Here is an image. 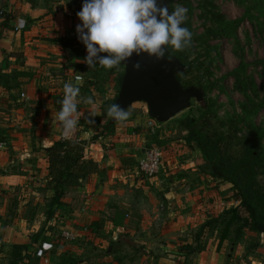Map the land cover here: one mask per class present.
Instances as JSON below:
<instances>
[{"label": "crops", "instance_id": "obj_1", "mask_svg": "<svg viewBox=\"0 0 264 264\" xmlns=\"http://www.w3.org/2000/svg\"><path fill=\"white\" fill-rule=\"evenodd\" d=\"M73 1L77 2L8 0L5 13L0 16V142L3 143L0 147V188L3 190L23 185L27 180L46 178L48 163L44 152L38 151L39 143L41 141L46 148L62 136L57 113L64 92L54 91L57 85V90H61L65 83L70 82L68 75L73 74L75 79L79 74L85 79L82 68L87 51L76 32L80 21L73 9ZM17 19L25 20V29H14ZM50 69L60 70L61 76L50 75ZM88 79L96 82L97 86L102 83L101 77L95 74ZM95 88L89 86L85 90L84 86L79 87L80 119L91 116L92 112L100 114L97 100L93 97L94 107L81 101L84 100V91L90 96L92 92L94 96ZM140 126L131 127L127 132L124 130L122 139L111 144L103 143L102 136L91 141L94 135L91 131L75 133L85 143L87 156L98 163L99 171L91 174L80 186L69 189L81 193L82 198L74 204L75 208H71L73 201L69 198L66 199L67 205L61 207L60 213L66 216L62 225L57 227L61 230L59 237L53 235V230L38 233L41 223L36 220V215L30 219L24 217L25 205H4L0 209L3 212L0 259L6 254L2 246H19L22 248L20 254L15 255L19 264H149L150 247L156 243L163 249L156 258V264H169L172 261L173 264H227L221 252L215 253L217 243L210 246L212 240L208 242L206 250L199 253L181 248L176 252L164 250L163 245L168 238H172V233L163 230H158L157 234L153 232V228H160L165 223L149 217L150 213L140 205L139 195L144 199L142 190L148 189L145 186L146 177L140 178L138 174L139 160L131 169L132 150L142 145L150 135L144 124ZM31 206L33 213L38 210L35 205ZM45 221L48 226L53 223L52 219ZM175 223L167 225L173 234H177L175 232L179 229ZM103 224L111 228H129L126 231L129 235L120 237L118 241L119 245H125L126 250L121 246L116 251L109 246L106 252L101 253L108 242L96 235V229ZM140 226L145 235H132L134 231L130 229ZM88 229L93 234H86ZM62 230L70 231L74 238L64 239ZM43 243L52 244V248L38 255ZM166 252H171V255Z\"/></svg>", "mask_w": 264, "mask_h": 264}, {"label": "rangeland", "instance_id": "obj_2", "mask_svg": "<svg viewBox=\"0 0 264 264\" xmlns=\"http://www.w3.org/2000/svg\"><path fill=\"white\" fill-rule=\"evenodd\" d=\"M169 3L173 9L177 4L187 9L185 27L192 33L193 44L187 49L186 54L183 53L184 58L179 59L176 56L177 52H173V56L168 60L176 59L181 64L177 72L181 87L184 90H196V94L189 99V106L169 120L156 121L149 117V109L145 101H135L125 109L130 113L129 118L122 124L117 123L107 116V108L112 104H120L119 77L124 76L126 72L124 63L118 68L103 72L102 75L109 74V77L96 86L93 90L94 96L92 92L89 93L90 96L86 94L87 91L82 90L85 96L81 101L91 97L97 100L99 113L103 116L102 125L112 126L111 133L106 132L101 135L105 144L119 142L124 130L127 132L131 127L144 124L148 128L150 135L145 138L146 141L130 154L131 169H134L133 166H136L141 158V147L147 149L155 146L161 152L160 169L154 177L145 179L148 190H142L144 199L139 196L140 205L144 211L150 213L149 217L163 220L165 223L160 228H153V232L157 234L158 230H163L172 233V238H168L163 245L164 250L176 252L181 248L199 253L201 250H206L208 242L212 240L210 246H214V242L216 246L217 243L215 253L221 252L226 257L227 264H264V234L241 229L240 224L233 219L231 211L237 203L233 200L232 186L227 182L216 184L212 181L199 151L192 149L186 140L187 129L182 124L187 118L199 123L202 122V117L211 118L213 126L216 125L227 133L228 117L240 114L241 103L247 102L242 88L230 73L243 65L244 71H240L241 77L248 81L251 78L257 88L262 84L264 0H213V4L226 20H240L235 38L205 36V30L210 22L201 16L200 0H170ZM258 6H261L262 10H259ZM49 74L61 76L60 70L50 69ZM67 78L74 86L77 84L76 87H82L84 84V79L77 82L73 79V74L68 75ZM56 88L59 89V86L57 85ZM57 89L54 93H61L63 90ZM248 95L257 101L260 91L250 88ZM252 119L255 124L264 125V107L253 115ZM221 123L225 124L224 127ZM239 128L243 129V126L239 125ZM242 134L243 131H240L238 136ZM52 145L53 143L46 148ZM46 148L40 141L38 151L45 152ZM138 174L140 178H144L139 170ZM258 180L264 187V178L259 176ZM51 195V192L45 188V179L27 180L17 187L4 190L0 188V209L4 205L8 207L25 205L27 209L24 217L30 219L36 215V220L41 223L38 233L53 230V235L59 237L61 230L57 227L62 225L61 222L66 216L65 213H60V209L66 203V198L62 206H57L52 204ZM31 205H35L38 210L33 213L30 210ZM13 214V212L10 214L11 219ZM121 215L124 216L125 213L122 212ZM2 216L3 212L0 211V224ZM48 218L53 220L49 226L45 225V219ZM169 223L179 225V229L175 232L177 234H173L172 229L167 227ZM1 227L0 225V232ZM128 229L126 226L111 228L107 224L97 228L96 235L108 242L101 253L106 252L109 246L116 251L121 246L124 249L125 245H119L118 241L120 237L125 238L129 235L128 232L126 233ZM130 230L134 231L132 234L134 236L145 235L141 226ZM89 233L88 229L86 234ZM2 248L6 254L0 259V264H12L13 254L10 253L12 247L2 246ZM150 249L152 258L149 257L147 262L156 264L158 261L156 258L163 249L156 243L152 244ZM166 253L171 255V252ZM173 263L174 261L169 264Z\"/></svg>", "mask_w": 264, "mask_h": 264}, {"label": "trees", "instance_id": "obj_3", "mask_svg": "<svg viewBox=\"0 0 264 264\" xmlns=\"http://www.w3.org/2000/svg\"><path fill=\"white\" fill-rule=\"evenodd\" d=\"M168 5L169 12L174 11L170 3ZM81 8L82 3L74 2L73 9L76 13ZM199 8L201 9V16L207 18L210 22L209 27L205 30V36L236 37L240 20H226L217 10L216 5L213 4V0H200ZM258 9L262 10L261 6H258ZM4 18H6L5 15ZM182 26L185 27L186 22ZM192 42L191 44H193ZM170 49H166L164 57L166 60H169L173 56L172 53L176 52ZM186 52L187 49L177 52L176 56L182 59L184 58L183 53L186 54ZM82 69L87 80L84 79L83 81L85 90H88L89 86H97L96 82L93 83L88 79L90 75L100 76L101 82L109 75H102L103 72H106L100 66L88 68L84 64ZM240 71H244L243 65L233 70L230 75L242 88L247 102L241 103L240 114L228 117L227 124L229 128L227 133L215 124L213 126L211 118L202 117L200 123L187 118L182 121V124L187 129L186 140L192 149L199 151L212 181L216 184L227 182L232 186L234 191L233 200L237 203L231 211L233 219L240 224L241 229L264 234V187L258 180L259 176L264 178V125H257L252 119V116L264 107V68L261 71L262 84L259 88L251 78L249 81L242 78ZM176 78L179 79L178 74H176ZM122 79L123 76L121 75L119 77L120 84ZM250 88L259 89L260 96L257 101H254L248 95ZM89 119H94L95 122L89 123ZM102 120L103 116L101 114L80 119L76 133L91 131L94 133L91 141H96L102 134L112 132V126H103ZM224 125V123H221V126L224 127ZM239 125H242L243 129H240ZM240 131H243V134L238 136ZM0 140L2 139L0 138ZM84 144L82 140L75 136L72 140L60 139L44 150L48 163L45 188L52 194L50 200L53 205L62 206L63 200L69 198L73 201L70 204L71 208H75V205L80 202L82 194L72 192L69 189L80 186L91 174L99 171L98 163L85 153ZM21 249L19 246L11 249L10 252L13 254L12 264H19V259L15 255H19Z\"/></svg>", "mask_w": 264, "mask_h": 264}, {"label": "clouds", "instance_id": "obj_4", "mask_svg": "<svg viewBox=\"0 0 264 264\" xmlns=\"http://www.w3.org/2000/svg\"><path fill=\"white\" fill-rule=\"evenodd\" d=\"M77 17L81 23L76 32L86 48L84 62L88 68L99 64L108 71L118 68L133 54L143 53L160 60L168 48L181 52L191 47L192 33L182 26L187 19V9L179 4L169 12L168 7L158 5L157 0H84ZM81 79V76L76 77L77 81ZM63 92L57 117L63 137L72 140L81 118L80 89L69 82L64 84ZM84 102L94 107L91 98ZM91 115L94 117L95 112ZM107 116L122 124L130 113L112 104L107 108ZM88 122L95 121L89 119Z\"/></svg>", "mask_w": 264, "mask_h": 264}, {"label": "water", "instance_id": "obj_5", "mask_svg": "<svg viewBox=\"0 0 264 264\" xmlns=\"http://www.w3.org/2000/svg\"><path fill=\"white\" fill-rule=\"evenodd\" d=\"M84 3V0H76ZM170 0H157L158 5L167 6ZM126 72L123 76L118 104L126 109L135 101H145L149 117L156 121L169 120L189 106V99L196 90H184L176 78L181 64L176 59L157 60L147 54L133 56L123 62ZM140 67L136 68L135 65Z\"/></svg>", "mask_w": 264, "mask_h": 264}, {"label": "built area", "instance_id": "obj_6", "mask_svg": "<svg viewBox=\"0 0 264 264\" xmlns=\"http://www.w3.org/2000/svg\"><path fill=\"white\" fill-rule=\"evenodd\" d=\"M8 0H0V16L5 13V7ZM26 28V22L23 19H17L14 29L16 31H21ZM81 76L82 75H77ZM75 76V80L76 77ZM77 81V80H76ZM81 81V80H80ZM78 82V81H77ZM150 122V121H149ZM150 125V124H149ZM152 126V125H151ZM65 139L63 135L61 136V140ZM3 146V143L0 142V147ZM162 154L159 149L155 146L148 147L147 149L143 150L142 156L138 161V170L146 177L152 178L154 177L161 166ZM85 230V229H84ZM61 236L64 239L70 240L74 238V234L68 230H62ZM52 248V244L50 243H43L41 245L40 250H38V255H42L44 251H48Z\"/></svg>", "mask_w": 264, "mask_h": 264}]
</instances>
